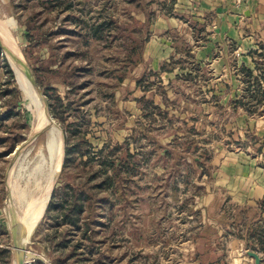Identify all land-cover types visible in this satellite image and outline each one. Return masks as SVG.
I'll return each instance as SVG.
<instances>
[{
    "label": "rangeland",
    "instance_id": "rangeland-1",
    "mask_svg": "<svg viewBox=\"0 0 264 264\" xmlns=\"http://www.w3.org/2000/svg\"><path fill=\"white\" fill-rule=\"evenodd\" d=\"M156 3L0 0V264L25 229L26 264H187L196 246L210 264V243L260 246L264 212L219 172L251 140L210 119L205 79L165 90L138 71Z\"/></svg>",
    "mask_w": 264,
    "mask_h": 264
},
{
    "label": "crops",
    "instance_id": "crops-1",
    "mask_svg": "<svg viewBox=\"0 0 264 264\" xmlns=\"http://www.w3.org/2000/svg\"><path fill=\"white\" fill-rule=\"evenodd\" d=\"M151 13L138 71L156 78L165 90L182 88V76L192 82L205 79L196 90L206 97L210 119L224 114L221 121L234 126L231 134L251 140L242 148L251 157L237 154L234 163L220 165L219 172L238 183L235 194L226 187L228 197L256 210L264 199V0H157ZM242 67L252 71L256 84L246 85ZM187 87L191 93L193 86ZM240 243L230 238L221 249L210 243V264H254L249 248ZM193 248L196 258L187 264H203ZM256 252L264 263V253Z\"/></svg>",
    "mask_w": 264,
    "mask_h": 264
},
{
    "label": "trees",
    "instance_id": "trees-1",
    "mask_svg": "<svg viewBox=\"0 0 264 264\" xmlns=\"http://www.w3.org/2000/svg\"><path fill=\"white\" fill-rule=\"evenodd\" d=\"M146 23L147 24L149 23V20L148 19L146 20ZM145 40H146V38H145ZM240 70H241V72L244 75V78L243 79H244V81H245V83H246L247 86L256 84L255 83L256 82L255 81L256 78L253 77L252 71H250L249 69L244 68V67H242ZM183 78H187V76H182V78H180V79L183 80ZM178 79H179V77H178ZM10 113L11 112H9V110H8L7 112H5V114H0V119L8 116ZM257 209H259L261 212H264V199H261V200H259L257 202ZM254 231H252L251 236L253 235V232ZM256 234H257V237H258L256 240H257V242H259V245L260 246H258L257 249L256 248H251V249L256 250L258 252H264V244H262V243H264V233H262L261 231H257Z\"/></svg>",
    "mask_w": 264,
    "mask_h": 264
},
{
    "label": "water",
    "instance_id": "water-1",
    "mask_svg": "<svg viewBox=\"0 0 264 264\" xmlns=\"http://www.w3.org/2000/svg\"><path fill=\"white\" fill-rule=\"evenodd\" d=\"M22 64H23V68H24V71L26 73V78L30 81V82H33L31 80V77H30V74L28 72V67L27 65L25 64V62L22 60ZM49 120L52 122V120L49 118ZM53 123V122H52ZM61 166V165H60ZM60 170V167L58 169V172ZM57 172V173H58ZM57 176V174H56ZM56 179V177H55ZM54 179V180H55ZM52 190V187L50 189V192ZM50 192H49V195H50ZM49 195H48V198H49ZM26 234H27V230L25 229L23 234H22V238H21V244H22V241H24V239L26 238ZM20 244V243H19ZM19 244L16 246V254H15V262L14 264H26V260H25V248H24V242L22 244V247H21V251L19 250L18 246ZM247 255L250 256L253 260H254V264H260L261 263V258L260 256L258 255L257 252H254V251H247Z\"/></svg>",
    "mask_w": 264,
    "mask_h": 264
},
{
    "label": "bare ground",
    "instance_id": "bare-ground-1",
    "mask_svg": "<svg viewBox=\"0 0 264 264\" xmlns=\"http://www.w3.org/2000/svg\"><path fill=\"white\" fill-rule=\"evenodd\" d=\"M0 36H1V38L2 39H4V40H6L5 38H4V36H3V34H2V32L0 31ZM7 41V40H6ZM12 55H13V57L15 58V56H14V53H12ZM20 57V56H19ZM21 58V57H20ZM16 59V58H15ZM26 75V74H25ZM36 101L38 102V106L40 107V109H42V110H44L45 111V109H44V103L42 102V100H41V97H39V95L38 94H36ZM38 108V107H37ZM43 115V117H41V118H45V114L43 113L42 114ZM47 119V118H46ZM47 121H49V123H52L49 119L47 120ZM43 122H44V120H43ZM52 124H54V123H52ZM55 125V124H54ZM61 153V152H60ZM59 165V161L57 160L56 161V166H58ZM58 169H59V167L57 168L56 167V169H55V171H54V173H53V175H52V177H51V179H50V182H49V184L47 185V187H46V189H45V191L43 192V194H42V196L39 198V200H38V202H37V204H36V206L34 207V209H33V211H32V214H31V216H30V221H31V219H32V217L35 215V213H36V211L38 210V208L41 206V204H42V202H46L47 201V198H48V195H49V192H50V189H51V187H52V184H53V181H54V179H55V177H56V174H57V172H58ZM42 209H43V205L41 206V211H42ZM31 228V225L29 226V229ZM28 229V228H27ZM24 242H25V239H24ZM32 260V259H31ZM30 260V261H31Z\"/></svg>",
    "mask_w": 264,
    "mask_h": 264
},
{
    "label": "built area",
    "instance_id": "built-area-1",
    "mask_svg": "<svg viewBox=\"0 0 264 264\" xmlns=\"http://www.w3.org/2000/svg\"><path fill=\"white\" fill-rule=\"evenodd\" d=\"M236 4H241L244 0H233Z\"/></svg>",
    "mask_w": 264,
    "mask_h": 264
}]
</instances>
